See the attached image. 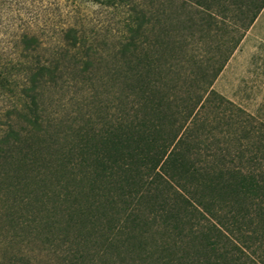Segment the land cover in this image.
<instances>
[{"label": "trees", "instance_id": "trees-1", "mask_svg": "<svg viewBox=\"0 0 264 264\" xmlns=\"http://www.w3.org/2000/svg\"><path fill=\"white\" fill-rule=\"evenodd\" d=\"M91 1L113 31L0 11V264H264V124L211 87L264 0Z\"/></svg>", "mask_w": 264, "mask_h": 264}, {"label": "rangeland", "instance_id": "rangeland-1", "mask_svg": "<svg viewBox=\"0 0 264 264\" xmlns=\"http://www.w3.org/2000/svg\"><path fill=\"white\" fill-rule=\"evenodd\" d=\"M0 11L1 21L8 22L16 31L24 26L34 29L45 24L50 34L52 26L80 19L94 24L103 21L102 31L105 28L113 31L117 25L112 14L91 0H9ZM215 42V38H210L204 49ZM211 87L242 107L256 122L264 124V7L245 31ZM150 236L145 249L120 253L118 257L111 255L105 264H194L179 258L178 245L167 239L166 242L159 240V232H151Z\"/></svg>", "mask_w": 264, "mask_h": 264}, {"label": "crops", "instance_id": "crops-1", "mask_svg": "<svg viewBox=\"0 0 264 264\" xmlns=\"http://www.w3.org/2000/svg\"><path fill=\"white\" fill-rule=\"evenodd\" d=\"M264 7V6H263Z\"/></svg>", "mask_w": 264, "mask_h": 264}]
</instances>
